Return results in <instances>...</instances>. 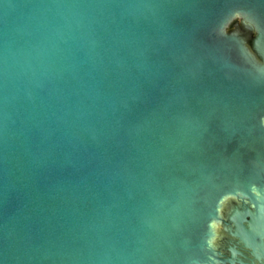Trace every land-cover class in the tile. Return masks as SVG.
I'll use <instances>...</instances> for the list:
<instances>
[{
  "label": "water",
  "instance_id": "water-1",
  "mask_svg": "<svg viewBox=\"0 0 264 264\" xmlns=\"http://www.w3.org/2000/svg\"><path fill=\"white\" fill-rule=\"evenodd\" d=\"M0 264H264V0H0Z\"/></svg>",
  "mask_w": 264,
  "mask_h": 264
},
{
  "label": "flooded vegetation",
  "instance_id": "flooded-vegetation-1",
  "mask_svg": "<svg viewBox=\"0 0 264 264\" xmlns=\"http://www.w3.org/2000/svg\"><path fill=\"white\" fill-rule=\"evenodd\" d=\"M223 236H225V242H226V240L229 238V236L226 233H223Z\"/></svg>",
  "mask_w": 264,
  "mask_h": 264
}]
</instances>
